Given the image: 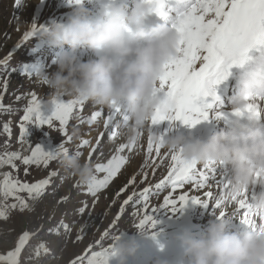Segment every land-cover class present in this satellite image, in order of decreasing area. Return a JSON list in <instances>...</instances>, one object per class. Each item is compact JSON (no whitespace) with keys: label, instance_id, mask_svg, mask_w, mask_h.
Here are the masks:
<instances>
[{"label":"rangeland","instance_id":"374dc122","mask_svg":"<svg viewBox=\"0 0 264 264\" xmlns=\"http://www.w3.org/2000/svg\"><path fill=\"white\" fill-rule=\"evenodd\" d=\"M27 1L0 0V213H3L0 216V256H4L7 262V253L20 246L17 264H87L93 252L108 249L115 237L125 241L132 237L138 247L133 255L126 258L125 264H152L157 257L168 259L171 264H187L177 235L185 228L199 235L209 220L215 219L219 209L213 207L215 198H211L206 206H193L189 200L176 212L161 207L172 189L165 185L156 192L155 186L167 175L172 162L170 152L163 147L159 155L154 146L149 153L147 129L140 130L130 149L125 147L117 152L121 145L131 141L124 127L125 121L116 115L106 127L110 108L84 101L82 106L74 107L63 132L59 121L53 119L51 126L37 127L24 122L26 133L21 135L22 117L33 95L43 105L44 117L51 114L46 107L51 106L54 96L65 101L75 98L54 94L43 84L38 73L57 70L55 59L61 49L48 45L40 36L24 39V36H19V26L14 24L16 21L19 24L32 22V14L41 2L38 30L50 20H67L61 12L69 11L70 15L69 2L62 7L60 5L65 0ZM94 9L91 7L90 13ZM89 54L91 52L81 50L78 57L87 59ZM176 125L163 120L152 124L150 130L162 138L182 132L190 139L183 127ZM84 140L88 143L82 144ZM36 144L45 151H54L61 144L71 154L79 151L97 179H103L105 174L95 171L96 164H106L113 156L123 157L124 162L117 174L93 194L88 191V183L70 176L58 163V158L47 165H25L24 158L31 155ZM202 167L201 164L198 169ZM51 172L56 174L49 176ZM6 177L10 182L32 184L48 180L49 183L38 196H30L26 191L6 196ZM146 188L152 193L147 200L139 196ZM208 190L206 187L195 190L188 184L172 195L178 198L180 194L188 193L204 197ZM130 196L132 199L125 204ZM145 215L152 216L155 224L152 227L151 222L146 223L144 226L152 229L151 235L142 237L136 229L140 228L139 221ZM192 224L198 228L185 227ZM25 233L27 235L21 243L20 237ZM106 264H116L115 259L109 257Z\"/></svg>","mask_w":264,"mask_h":264},{"label":"clouds","instance_id":"9594fccd","mask_svg":"<svg viewBox=\"0 0 264 264\" xmlns=\"http://www.w3.org/2000/svg\"><path fill=\"white\" fill-rule=\"evenodd\" d=\"M69 5L65 22L50 20L38 30L48 45L61 49L55 59L57 70L38 72L43 84L56 95L67 94L94 105L110 108L115 102L127 115L124 127L130 140L141 129L149 132L156 111L168 115L173 110L171 98L153 97V90L159 86L165 64L179 55V33L169 23L145 25L146 18L155 14L148 0H101L98 19L91 17L84 0H71ZM81 50L93 55L80 59ZM249 52L243 64L229 68V72L234 66L242 70L236 74L238 91L229 97L228 108L243 115L234 114L227 130L221 127L206 139H187L181 133L164 138L151 134L155 143L177 152L184 161L223 162L231 170L227 194L248 190L252 208L264 212V128L258 126L257 115L244 112L246 105L257 102L255 97L264 85V48H257L251 56ZM245 115L248 119H241ZM58 163L82 183L93 176L92 167L75 154L60 155ZM231 220L216 216L199 235L183 229L176 238L187 264H264V235L250 229L228 231ZM136 230L142 237L152 231L146 226ZM137 247L132 237L126 241L116 238L107 249L106 261L111 257L116 264H125ZM152 264L171 261L157 257Z\"/></svg>","mask_w":264,"mask_h":264},{"label":"snow or ice","instance_id":"6c2138e0","mask_svg":"<svg viewBox=\"0 0 264 264\" xmlns=\"http://www.w3.org/2000/svg\"><path fill=\"white\" fill-rule=\"evenodd\" d=\"M76 2H80V0H76ZM148 2L154 5L152 11L161 17L168 16L165 11L166 6L175 13L182 10L179 15L176 14L171 23L180 35L179 55L165 64L159 78V86L153 90V97H157V93L163 92L165 97L171 98L173 110L168 115L156 111L151 118V124L169 120L180 121L182 124L192 127L201 120H208L210 116L217 119L223 117V111H216V109L222 108V105L215 104V101L219 99L216 94V86L227 79L230 75L229 68L233 64L244 63L249 49L258 45L264 46V0H148ZM36 31L37 27L33 24L32 29L25 33L24 39L32 36ZM197 62L199 63L198 67L196 66ZM261 88L262 91L255 97L257 102L246 105L244 112L258 115L261 111L260 102L264 101V85ZM83 103V100L77 98L65 101L59 96H54L50 102L51 106L46 107L50 109L51 114L44 117L41 111L43 105L33 95L22 117L21 135L26 133L24 122L34 124L37 127L51 126L53 119L59 121L60 130L63 132L64 125L74 107L82 106ZM214 104L215 110L210 112L209 110L214 108ZM110 110V114L105 120L106 127L116 115L121 116L124 121L127 120L126 113L115 102H113ZM233 114L243 115V112L237 111ZM95 115H99V113ZM95 115L93 119H95ZM134 141L135 139L127 145H121L117 152L123 151L125 147L130 149L131 143ZM87 143V140L82 141V144ZM153 146L159 155L162 148L161 143L153 141L151 130H149V153L152 152ZM68 153V148L63 144L54 151H45L39 144H36L31 155L25 157L23 163L25 165L29 163L47 165L49 161L56 160L60 155ZM91 154L90 152L89 156ZM75 155L80 156L81 153L77 151ZM170 158L172 163L168 173L155 186L156 192L165 185L170 186L172 192L188 184H191L195 190H199L205 188L209 180H214L220 190V195L215 198L214 204L215 209H220L217 218L225 217L226 213L222 209L226 202H236L237 211L242 212L239 222L248 229L264 235V212H258L252 208L248 190L241 194H227L229 185L225 182L227 176L226 172L222 170L223 162L210 161L203 164L202 169H198V164L184 161L177 152H170ZM123 162V157L113 156L106 164H96L95 171L105 175L103 179H97L93 175L88 182V191L94 194L104 187L117 174ZM55 174V172H51L49 176ZM131 182L130 180L129 183ZM47 183H49L48 180L32 184L10 182L6 177L4 192L6 196L12 195L16 191H26L30 196H38ZM123 190L121 189V191ZM172 192L164 198L161 205V207L169 208L172 212L182 209L189 200L193 203H202L205 206L208 204L207 199L201 200L199 197L190 196L188 193H182L176 198ZM150 194L152 193L146 188L139 193V196L147 200ZM204 196L211 199L213 193L206 191ZM131 199L130 196L124 203L127 204ZM2 215L3 213H0V216ZM257 215L261 220L259 225L253 219ZM148 222H151V226L154 227L155 222L149 215H145L139 221L138 227H143ZM26 235L25 233L24 236L20 237L21 243H23ZM19 253L20 246H17L14 251H9L6 257L8 264H17L16 258ZM106 256L107 249L93 252L87 259V264H106ZM4 260L5 257L0 256V262Z\"/></svg>","mask_w":264,"mask_h":264},{"label":"bare ground","instance_id":"6f19581e","mask_svg":"<svg viewBox=\"0 0 264 264\" xmlns=\"http://www.w3.org/2000/svg\"><path fill=\"white\" fill-rule=\"evenodd\" d=\"M29 1H34V0H28L27 2H29ZM68 0H65L60 6H62V5H65V3L67 2ZM129 2H130V0H129ZM91 3H93V4H98V5H100L101 4V0H92L91 1ZM91 3H89V5L87 4V1H84V5H85V7H87L88 9H89V6H91L92 4ZM59 4H60V2H59ZM41 5H42V2L38 5V7H37V10H36V6H37V4H35V6H34V11H35V13L33 12V14H32V22H30V21H26V22H24L23 21V23H21V24H19L18 23V21H16L14 24H15V26H19V30L20 31H18L20 34H19V36L20 35H22V36H25V33H27V32H29L31 29H32V26H33V24H35L36 25V27H37V20H38V18H39V13H40V9H41ZM63 7V6H62ZM23 12V11H22ZM32 12V11H31ZM31 12H30V15H31ZM65 11H62L61 12V15L62 14H64L66 17H68V15H69V11L66 13H64ZM60 16V15H59ZM26 17V16H25ZM45 18V17H44ZM96 18V17H95ZM173 18V16H171V13H169V17H168V19H172ZM29 19H30V16H29ZM168 19H166V20H168ZM15 20V18L13 19V21ZM28 20V19H27ZM30 22V23H29ZM18 29V28H17ZM16 31V30H15ZM38 32V29H37V31L35 32V33H37ZM31 37V36H30ZM21 41V40H20ZM12 48V47H11ZM13 49V48H12ZM11 52V51H10ZM91 54H89V56H90ZM197 67L199 66V63L197 62V65H196ZM248 65H245V67H247ZM238 73V71H236V74ZM225 81L226 80H224V81H222L219 85H217L216 86V94H217V96L219 97V99H221L222 97H223V94L222 93H219V90H220V87H221V85L223 84V83H225ZM238 83V82H237ZM238 88V87H237ZM222 109V108H221ZM212 110V109H211ZM211 110H209L210 112H211ZM229 118L227 117V116H225L224 118H223V120H228ZM169 121V120H168ZM201 121H204V120H201ZM169 123L172 125V124H174V123H176L177 125L176 126H182L183 127V129L185 130V129H187V132L191 135L192 133H194V134H192V135H195V138H201V139H206L207 137H208V135H210L211 133H212V131H213V129L212 128H210V127H202V128H199L198 126H196V124L194 125V126H192V127H188V126H186V125H184V124H182L180 121H169ZM199 123V122H198ZM197 123V124H198ZM213 126H216V124L215 125H213ZM97 134V133H96ZM181 134H182V132H181ZM99 135H100V133H99ZM187 137H189L188 135H186ZM86 137H88V134L86 135ZM190 138V137H189ZM194 138V139H195ZM191 139V138H190ZM87 156H88V154H87ZM226 172V176L227 175H230L231 174V172H227V171H225ZM207 186H208V188L210 189V191L213 193V197H218L219 195H220V190H219V188H218V186H217V184H216V182L214 181H211V180H209V182H208V184H207ZM257 187V186H256ZM252 190H255V187L252 189ZM205 199H207V201L209 200V198H206V197H204L203 199H201V200H205ZM234 202L233 201H231V203L230 204H227L226 205V203L224 204L225 206H223V209L222 210H224L225 211V213H228V215H226V216H230V215H232V212L233 211H235L236 210V215H234V216H232L231 218L232 219H237V221H238V226H240V228H247L246 226H244V225H242L240 222H239V220L241 219V217H242V215L241 216H239V211H237V204L236 205H234L233 204ZM86 208V207H85ZM219 214V213H218ZM257 218H260V217H256V219ZM261 222V221H260ZM229 225H231L232 226V223L230 222L229 223ZM234 229L236 228V225L234 224L233 226H232Z\"/></svg>","mask_w":264,"mask_h":264},{"label":"water","instance_id":"95a60500","mask_svg":"<svg viewBox=\"0 0 264 264\" xmlns=\"http://www.w3.org/2000/svg\"><path fill=\"white\" fill-rule=\"evenodd\" d=\"M0 264H8V262L2 261V262H0Z\"/></svg>","mask_w":264,"mask_h":264}]
</instances>
